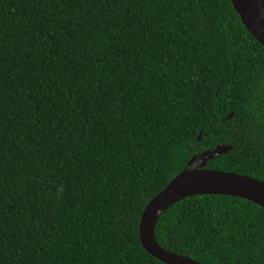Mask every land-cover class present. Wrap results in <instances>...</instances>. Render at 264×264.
I'll return each mask as SVG.
<instances>
[{
  "label": "trees",
  "instance_id": "trees-1",
  "mask_svg": "<svg viewBox=\"0 0 264 264\" xmlns=\"http://www.w3.org/2000/svg\"><path fill=\"white\" fill-rule=\"evenodd\" d=\"M218 147L207 170L264 183V47L230 0H0V264H162L142 212ZM154 238L264 264V209L187 197Z\"/></svg>",
  "mask_w": 264,
  "mask_h": 264
},
{
  "label": "water",
  "instance_id": "water-1",
  "mask_svg": "<svg viewBox=\"0 0 264 264\" xmlns=\"http://www.w3.org/2000/svg\"><path fill=\"white\" fill-rule=\"evenodd\" d=\"M241 23L264 47V0H230ZM230 117V116H229ZM228 147L193 156L186 169L145 206L138 227L139 241L144 251L162 264H200L188 257L163 250L154 238L160 216L175 203L192 196H227L249 201L264 209V183L247 176L207 170L206 163L225 154Z\"/></svg>",
  "mask_w": 264,
  "mask_h": 264
}]
</instances>
